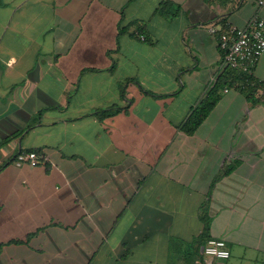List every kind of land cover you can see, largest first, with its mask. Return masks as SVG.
Returning a JSON list of instances; mask_svg holds the SVG:
<instances>
[{"label": "crops", "instance_id": "1", "mask_svg": "<svg viewBox=\"0 0 264 264\" xmlns=\"http://www.w3.org/2000/svg\"><path fill=\"white\" fill-rule=\"evenodd\" d=\"M255 3L0 0V264H264V52L178 129L225 68L207 26Z\"/></svg>", "mask_w": 264, "mask_h": 264}, {"label": "built area", "instance_id": "2", "mask_svg": "<svg viewBox=\"0 0 264 264\" xmlns=\"http://www.w3.org/2000/svg\"><path fill=\"white\" fill-rule=\"evenodd\" d=\"M256 12L247 23L238 27L227 23L223 28L220 24L211 23L207 32L216 37L221 54V67L231 69L250 76L257 61L264 52V19L259 11L264 8V0H255ZM46 157L35 151L18 152L13 160L16 165L28 164L36 166L43 163ZM202 254L207 258L224 260L230 255L222 239L209 238L202 246Z\"/></svg>", "mask_w": 264, "mask_h": 264}, {"label": "trees", "instance_id": "3", "mask_svg": "<svg viewBox=\"0 0 264 264\" xmlns=\"http://www.w3.org/2000/svg\"><path fill=\"white\" fill-rule=\"evenodd\" d=\"M168 5H169L168 2L163 3V6L160 7L159 11L164 13L163 11L168 7ZM220 25L224 28L226 24L223 23ZM127 29H128V27H126V26L125 27H119L118 32H117V38L121 34L126 33ZM137 32L141 33L142 28L138 27ZM226 70H227V73H230L229 74L230 78L228 80H227V77L223 76V74H224V72H226ZM248 77L242 73H239V72L231 69L230 67H225L222 74L217 78L215 84L212 85V87L206 93L205 97L203 99H201L199 101V103L193 109H191V111L188 114V116L186 117V119L178 126V129L181 130L182 132L186 133V134H193L195 132V130L197 129V127L201 124V122L206 118L208 113L214 107L215 103L218 100V91L223 86V84L224 85H227V83L232 84L233 81H235L237 79L236 81H238V83H240L242 85V87H244V89L246 88L245 90L247 91L246 93L249 97V95L251 93H253V91L250 90L251 86H249V85H251V83L248 81ZM131 81H134V79L128 78V79L124 80V82L120 86V90L122 93H123L124 85L131 82ZM246 84H249V85L246 86ZM245 90H242V91H245ZM144 92L147 93L146 91H144ZM119 109H120L119 107H116V108H109V109H105V110H95V111H93V114L98 116V117H108V116H111L112 114H114L115 112H117Z\"/></svg>", "mask_w": 264, "mask_h": 264}]
</instances>
